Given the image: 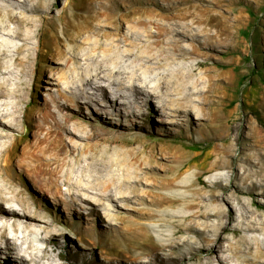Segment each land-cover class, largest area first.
<instances>
[{
    "label": "rangeland",
    "instance_id": "obj_1",
    "mask_svg": "<svg viewBox=\"0 0 264 264\" xmlns=\"http://www.w3.org/2000/svg\"><path fill=\"white\" fill-rule=\"evenodd\" d=\"M124 10L114 15L123 28L148 15ZM173 13L199 34L172 66L187 79L183 103L193 108L171 117L150 99L136 119L115 117L125 128L105 129L86 98L68 100L99 134L92 142L114 160V174L137 180L144 200L80 202L75 213L28 176L52 221L16 232L9 221L8 234L27 233L30 244L9 253L16 264H264V0H184ZM108 16L113 0H0V82L21 115L78 83L81 68L67 59L85 37L105 39L96 31ZM17 135L33 138L27 121Z\"/></svg>",
    "mask_w": 264,
    "mask_h": 264
},
{
    "label": "bare ground",
    "instance_id": "obj_2",
    "mask_svg": "<svg viewBox=\"0 0 264 264\" xmlns=\"http://www.w3.org/2000/svg\"><path fill=\"white\" fill-rule=\"evenodd\" d=\"M138 2L147 7L141 10L134 6ZM183 2L113 0V19L108 16L96 27V32L100 31L105 39L85 37L79 42L82 52L67 59L81 68L76 78L78 83L70 91L52 96L51 103L38 108L36 115L26 111L21 115L20 109L9 100L13 92L0 82V241L5 249L2 264H16L9 253L26 251L30 247L27 233L22 236L8 234L9 221H12L10 226L14 232L18 224L25 230L35 222L46 221L47 224L52 221L51 214L44 212V205L28 192L25 180L28 176L36 184L44 181L42 184L46 188L42 192L70 206L75 213L79 212L80 202L142 203L144 196L137 194L138 181L114 174V160L100 154L96 143L92 142L99 134L88 129L89 124L83 118L75 117L68 100L86 98L85 102L95 106L105 129L125 128L121 119L115 117L136 119L150 99H156L159 107L167 110L171 117L193 108L191 103H183L187 98V79L179 67H172L188 52L184 42L199 35L197 30L192 32L193 27L171 20L173 12ZM152 6L158 12H154ZM117 7H124L125 14L142 11L148 15L132 16L129 25L123 28L121 21L114 18ZM2 72L9 73L10 70ZM26 121L33 129V138L21 141L17 132ZM69 134L78 135L84 142L79 144L71 138L67 141ZM69 156L72 158L68 159ZM133 198L136 201H132ZM93 209L96 211L97 207L93 206ZM104 216L115 218L107 212ZM112 221L108 220V223L112 224Z\"/></svg>",
    "mask_w": 264,
    "mask_h": 264
},
{
    "label": "trees",
    "instance_id": "obj_3",
    "mask_svg": "<svg viewBox=\"0 0 264 264\" xmlns=\"http://www.w3.org/2000/svg\"><path fill=\"white\" fill-rule=\"evenodd\" d=\"M245 33H246L248 36H250V31H249V30H248V31H245ZM260 74H263V72L260 71Z\"/></svg>",
    "mask_w": 264,
    "mask_h": 264
}]
</instances>
